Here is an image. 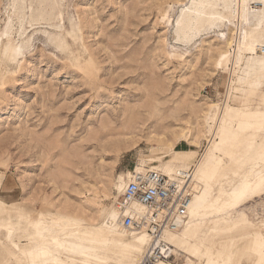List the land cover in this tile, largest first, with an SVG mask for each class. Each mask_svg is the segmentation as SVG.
Wrapping results in <instances>:
<instances>
[{"label":"rangeland","instance_id":"374dc122","mask_svg":"<svg viewBox=\"0 0 264 264\" xmlns=\"http://www.w3.org/2000/svg\"><path fill=\"white\" fill-rule=\"evenodd\" d=\"M224 1L0 0V223L34 233L42 212L60 236L85 226L103 237L133 170L206 166L209 218L228 224L177 236L169 264H264V63L241 52L264 21H241L237 0ZM130 116L139 122L123 132ZM142 239L117 221L85 247L95 241L104 264H137ZM0 243L15 255L1 246L0 264H29ZM37 244H48L30 253L37 264H61L47 259L52 241Z\"/></svg>","mask_w":264,"mask_h":264},{"label":"bare ground","instance_id":"6f19581e","mask_svg":"<svg viewBox=\"0 0 264 264\" xmlns=\"http://www.w3.org/2000/svg\"><path fill=\"white\" fill-rule=\"evenodd\" d=\"M225 1H231V0H225ZM248 1L249 0H237L236 3H238V10H239L238 15H239L241 21H244V22L250 23V24L253 23L255 25H259L261 22L264 21V15H262V14H264V7H261L258 9H254V8L250 9L248 7ZM260 5H261V0H255L252 2V6L255 8L259 7ZM221 13H223V15H225V17H227L226 14L231 15V13H232L231 6H227L226 8H224L223 12H221ZM221 18H223V17H221ZM184 26L187 29L193 28L191 23H186ZM247 30L244 31L243 42L241 44L242 45L241 52L244 49L260 50V48L262 46H264V41H263L264 35L260 34L261 36L254 37L252 35V32L247 31ZM230 43H231V40H230ZM248 52H250V51H248ZM262 55H264V54H262ZM254 77H255V75H254ZM259 77H260V75H259ZM227 112H228V110H227ZM229 119H231V118H229ZM138 122H139V119L137 118V116H130V118L127 120V122L123 123L121 125L122 126L121 129H122V131L125 129L131 130L138 124ZM117 128H119V126ZM223 128H224V125H223ZM220 129H222V128H220ZM113 130H114V128H113ZM123 132H125V131H123ZM111 133H113V132H111ZM104 134H106V133H104ZM226 134H228V133H226ZM173 168H174V166H173ZM205 168H206V166H205ZM205 168L202 166H199L195 170V173H192L191 188L193 190L194 195H193V198H192L191 203L189 205V214H190L189 223L186 224L185 226H183L184 229H183V227H181L178 231L165 233V239L167 241H169L171 243V245L174 247L173 248L174 255H175L176 249H175V246L172 242L173 240L171 241V239H172V238H170L171 236L177 235L178 237L179 236L181 237V234H182V238H185L186 236H200L201 234L198 235V233H200V232L204 233L205 231H208L211 229H218L221 227L224 228L225 226H227L226 224H228L226 220L220 222L219 219H217V218H213V219L209 218V216H210V215H208V208L209 207L208 208L206 207V199H205V192H206L208 185L205 184L204 181L205 180L208 181V179L210 178V175H212V174L211 173L209 174ZM140 170H143V169H140ZM180 170H184V169L177 168V169L173 170L171 168V166H168V167L166 166V170H165L166 172L164 171V173L172 176L174 173H176ZM251 170H252L251 172H253V168ZM207 181H205V182H207ZM125 182H126V180H125ZM125 182H123L122 190L124 188ZM246 185H248V183ZM243 186H245V184ZM193 187H196V189L194 190ZM243 189H245V188H243ZM243 193H244V191H243ZM236 197L237 196L233 192H231L228 194L227 200L231 201V199H236ZM132 208L134 210H137V211H143V206L135 204V203L132 204ZM224 212L225 211H223V209L220 208L219 213L224 214ZM219 213H218V215H220ZM116 214H117V216L115 214H113L112 212H110L107 215V218L104 221L107 227L104 230L100 229V230L106 231V234L104 233L103 237H98V234L92 230L84 229L85 226H79V227L76 226L73 229L67 228L66 230H63L64 234L63 235L61 234L62 236H60V233H56L55 231L53 232L54 229L51 228L54 224V221H52L49 217H47L46 214H44L42 212H38L34 216V219H35L34 221L37 224L36 230L34 233H30V231L27 228H15L10 224H1L0 223V239L9 241V243H10L9 245L12 248H14L15 250H18L21 255H23L24 253L26 255L29 254V258H30V253H33V250H36V252L46 250L45 248L48 244L40 246L38 244L36 245L37 242L38 243L41 242L42 244L43 243L45 244L46 241L50 240L53 242L52 245L50 244L52 246L51 247L52 255L47 257V259H49L50 261L52 260L53 262H59L61 264H104L106 262V259H107L106 256H104V255L95 256L94 255V253H96V251H97L96 250L97 246H95L94 242L96 240L104 241V240L109 239V234L111 233L112 226L118 221V223L121 225V227L124 228L125 230H127L128 232H130L132 235H139L140 234V235L144 236V239H142L143 240L142 244L134 243V246H133L139 252L141 251L142 246H144V248H143V251H144V249L146 248V246L149 243V237L146 234V232L145 231L137 232V231L129 230V229L123 227L122 226L121 212L119 211L117 206H116ZM205 219L207 220V222L204 221ZM200 223H202L204 225L202 228L201 227L199 228V226H198V224H200ZM21 236L22 237L24 236L27 238V242L23 243V245L19 242V239H18ZM88 237H89V239H88ZM90 239L91 240L96 239V240L94 242H89V246H88L89 248L86 249V247H85L86 240H90ZM179 244H180V238L178 241H176V245H179ZM24 245H27L28 247L25 249V247H23ZM60 250H63L64 252H60ZM124 256H125V254H124ZM140 258H141V256H140ZM140 258H139V260H140ZM28 260H30L29 264H32V263L37 264L39 257L35 255ZM139 260H138V262H139ZM170 260L161 261L159 264H169L168 262H170ZM50 261H48V262H50ZM138 262H137V264H138Z\"/></svg>","mask_w":264,"mask_h":264},{"label":"built area","instance_id":"2783aa9c","mask_svg":"<svg viewBox=\"0 0 264 264\" xmlns=\"http://www.w3.org/2000/svg\"><path fill=\"white\" fill-rule=\"evenodd\" d=\"M192 173L191 167L172 176L147 167L135 169L127 176L116 206L123 227L145 231L149 237L138 264H159L174 256V247L165 239V233L178 231L190 221L189 205L194 195ZM134 203L143 206V211L134 210Z\"/></svg>","mask_w":264,"mask_h":264},{"label":"crops","instance_id":"0c3cea01","mask_svg":"<svg viewBox=\"0 0 264 264\" xmlns=\"http://www.w3.org/2000/svg\"><path fill=\"white\" fill-rule=\"evenodd\" d=\"M9 181H10V180H9ZM5 183H7L8 185H10L11 182H8V179L6 178V179H5ZM11 188H12V189H10V192H9L10 195L2 197V201H3V203L8 204V205H9V204H12V203H8L6 200H8V201H10V202L13 200V198H12L11 195H12V193H13V191H14V188H13V186H12ZM183 228H184V227H183ZM170 238H172L171 241L173 240V241H172L173 244H174L175 246H177V245H176L177 235H176V236L173 235V236H171ZM1 246H3L4 249H5L6 247H8V246L3 245V244L0 243V247H1ZM8 248H9V247H8ZM3 252H4V251H3ZM5 252H6V256H9V257H10V256H11V257L15 256V255L12 253V251H11L10 249H7V248H6V249H5ZM3 254H5V253H3ZM17 258H18V257H17ZM26 258H27V260L29 259L28 257H26ZM29 262H30V260H28V263H29ZM168 263H169V262H168Z\"/></svg>","mask_w":264,"mask_h":264},{"label":"snow or ice","instance_id":"6c2138e0","mask_svg":"<svg viewBox=\"0 0 264 264\" xmlns=\"http://www.w3.org/2000/svg\"><path fill=\"white\" fill-rule=\"evenodd\" d=\"M264 15V14H262ZM262 54H264V46H262L259 50ZM262 62H264V55H262ZM49 75H51V73H49ZM261 200H264V194L261 195L260 197Z\"/></svg>","mask_w":264,"mask_h":264}]
</instances>
